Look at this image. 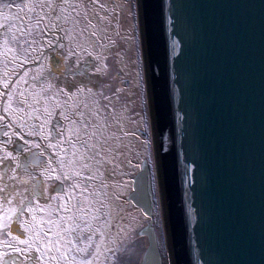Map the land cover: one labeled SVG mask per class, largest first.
I'll return each instance as SVG.
<instances>
[{
  "label": "water",
  "instance_id": "1",
  "mask_svg": "<svg viewBox=\"0 0 264 264\" xmlns=\"http://www.w3.org/2000/svg\"><path fill=\"white\" fill-rule=\"evenodd\" d=\"M137 4L169 260L264 264V0ZM129 200L153 218L148 165Z\"/></svg>",
  "mask_w": 264,
  "mask_h": 264
},
{
  "label": "rangeland",
  "instance_id": "2",
  "mask_svg": "<svg viewBox=\"0 0 264 264\" xmlns=\"http://www.w3.org/2000/svg\"><path fill=\"white\" fill-rule=\"evenodd\" d=\"M29 2L30 0H0V5H8L12 9L11 12L8 8L3 9L0 24H4L5 28L0 29V32L7 31L9 25L12 26L13 31L21 24L27 29L28 25L25 21L29 17L35 25V13L22 7ZM55 2L65 9L64 14L60 13L59 8L56 9V15L60 16V21L56 23L53 18L55 28L49 24L40 32H34V43L26 45L32 54L27 56L23 64H13L9 61L6 68L4 63L6 57L0 55V81L5 78L13 81L9 85V90L13 87L17 88V93L14 94L15 101L22 98L19 95V89H23L24 95L29 98L28 103L32 104L33 108L40 109V112L34 115L43 117L45 102L49 105L54 103L51 93L47 91V86L50 84L52 92H57L59 87H66V84L70 85L73 82L65 80L66 73L63 67L65 61L61 59L62 56L71 55L72 60L68 63H73L75 54L78 53L81 69L84 68L85 63L97 64V60H93L89 52L97 58L107 57L106 60H99V63L107 67V73L76 77L81 84L92 80L106 85L103 88L104 95H88L85 92L79 97L80 112L84 117V123L81 124L77 119L76 125L87 128L88 139L87 143L75 141L80 153L87 152L82 159L78 153L76 159L80 164L89 165L88 168L82 169V174L90 175L91 179L79 181L83 191L74 189L71 182L60 185L58 181H50L52 187H49L48 192L51 196L55 194L54 189L66 186L68 191L75 193L76 203H79L83 197L90 201L85 207H90L94 212L98 209L97 214L100 219L93 223L106 228L105 244L114 249L101 257V264H111L113 259L117 261V264H140L149 245L148 238L142 235V231L152 223L164 248L163 242L165 246L167 241V224L156 172L154 132L147 94L137 0H55ZM72 5H77V7H72ZM18 6H20L19 11ZM36 11H41V9L37 8ZM65 15L67 19L64 18ZM8 16L11 19L6 18ZM41 41H50V43L42 44ZM52 45L56 47L52 48ZM41 48L45 50L43 53L39 51ZM33 49L35 51H32ZM2 52L3 49L0 48V53ZM13 68L16 71H11ZM92 71L94 72L95 68ZM24 73H27V76L21 80L20 77ZM42 87L45 91L37 103L33 94L40 93ZM2 91L4 89L0 88V92ZM93 91H100L99 83L93 85ZM57 98L64 100L62 95H58ZM15 106L23 111L12 115L21 121L27 120L24 127L35 135L25 136L20 132L19 127L12 125L6 117L0 119V156L7 151L18 156L21 165L30 164L33 159H39L47 164L48 160L37 155L43 150L51 161H56L57 157L51 156L53 150L43 147L47 141L39 138L40 120L29 119L26 115L33 109L19 103ZM2 116L3 108L0 107V117ZM57 124L60 127H66V122L59 119V111H57V117L51 129V134L54 136L60 135L56 131ZM5 132L13 133L10 142L4 135ZM17 136L20 139H17ZM29 143L41 144L42 148L28 149ZM17 146H19V151H17ZM63 147L67 149L66 155L70 157L72 145L65 143ZM25 149L28 150L25 151ZM56 151L59 152V148ZM145 165L149 166L151 172L155 204L153 218L148 217L142 209L137 208L129 200L134 190V180ZM9 166L15 168L18 177H24L23 169L16 168L15 164L9 160L0 161V173H4ZM39 171L38 168L28 167V172L35 173L37 176ZM10 175L11 172L0 180V184L6 185L7 189L12 191V185L16 181L10 180ZM29 188L30 185H18V190L25 195L30 194ZM0 195L3 194L0 193ZM65 198L67 199V193H65ZM48 202L54 207L57 203L56 201ZM40 203H45V201H40ZM91 214L88 213V215ZM40 215L41 213L37 212V216ZM25 218L28 217L25 216ZM17 227L13 225V229ZM44 227L47 228L48 225L45 224ZM13 234L24 235L23 232L15 231ZM100 239V235L95 234V242H99ZM110 240L113 241L112 244H108ZM14 244L15 242L9 240L7 235H0V253H9L3 257L5 260L11 261L14 257L21 260L22 254L16 255L10 247ZM19 247L22 248L23 245ZM101 250L104 251L103 246ZM32 255L35 256V253ZM46 264H56V262L52 260Z\"/></svg>",
  "mask_w": 264,
  "mask_h": 264
},
{
  "label": "snow or ice",
  "instance_id": "3",
  "mask_svg": "<svg viewBox=\"0 0 264 264\" xmlns=\"http://www.w3.org/2000/svg\"><path fill=\"white\" fill-rule=\"evenodd\" d=\"M22 7L28 8L30 12L35 13V25H33L32 18L29 17L25 21L28 25L27 29L21 24L13 31L12 26L9 25L7 26V31L0 32V37H3L0 39V48L3 49L0 55L6 57L4 61L6 68L9 61L13 64H23L27 56L32 54L26 45L34 43V32H40L42 28L48 27L49 24L52 25V28H55L53 18L56 23L60 21V16L56 15L57 8H59L61 14L65 13L64 7L56 4L55 0H30L29 3ZM72 7H77V5H72ZM4 8H8L9 12L12 10L8 5H0V15H3ZM19 8L20 6L17 7L18 11ZM37 8L41 9V11H36ZM129 10L131 11V8ZM6 18L11 19L10 16ZM64 18L67 19V16L65 15ZM4 28L5 25L0 24V29ZM41 43L47 44L50 41H41ZM55 47L56 45H52V48ZM32 51H35V49ZM39 51L43 53L45 50L41 48ZM89 55L92 56L93 60H97V64L85 63L83 69L80 68L81 60L78 53L75 54L73 63H68V61L72 60L71 55L61 57L65 61L63 66L66 73L65 80L73 82L70 85L66 84V87H59L57 92H52L50 84L47 86V91L51 93L54 103L49 105L45 102L43 117L34 115V113H39L40 109L33 108V105L28 103L29 98L24 95L23 89H19V95L22 98L19 101H15L14 94L17 93V88L13 87L9 90V85L13 81L7 78L0 81V88L4 89V91L0 92V107L3 108V116L0 119L6 117L7 121H11L12 125L19 127L23 135L34 136L33 132L24 127L27 120L21 121L12 115L23 111L15 106L16 103L32 108L33 111L26 113L27 117L40 120L38 135L42 141H47L43 147L52 149L51 156L57 157L56 161H51L45 152L41 150L37 155L48 160L47 164L39 159H33L30 164L21 165L18 156H14L10 152L5 151L3 156H0V161H12L16 168H22L24 171L23 178L18 177L15 173V168L10 166L5 169L4 173H0V180H3L11 172L9 179L16 181L12 185V191H9L6 185L0 184V193L3 194L0 195V235H7L9 240L15 242L10 247H12L16 255L22 254L21 260H17L14 257L9 261L3 258L9 253H0V264H46V262L52 260H55L56 264H101V257L105 256L107 252L114 251L113 248L105 244L106 228L103 225L93 223L100 219L97 214L98 209L94 212L90 207H85L90 201L82 197L80 202L76 203L77 197L75 193L68 191L66 186L54 189V195L50 196L48 192L49 187H52L49 183L50 181H58L60 185H65V182H71L74 189L83 191L79 181L91 179L90 175L82 174V169L88 168L89 165L87 163L80 164L76 159L78 153L82 159L83 156L87 155V152L80 153L79 146L75 141L79 140L87 143L88 139L87 128H81L76 125L77 119L80 120L81 124L84 123V117L80 112L79 97L85 92L88 95H104L103 88L106 85L92 80L81 84L76 77L102 75L107 73L108 69L104 64L99 63L100 59L106 60V56L97 58L91 52H89ZM93 68H95L94 72L92 71ZM11 71H16V69L13 68ZM26 76L27 73H24L20 79L24 80ZM54 78L58 79V77ZM96 83H99L100 87L98 92L93 91V85ZM44 91L45 89L42 87L40 93L33 94L37 103L42 98ZM58 95H62L64 100L58 99ZM57 111H59V119L66 122V127H60L57 124L56 131L60 135L54 136L51 134V129L53 121L56 120ZM92 134L94 135V133ZM4 135L8 137L9 142L12 140L13 133L5 132ZM16 138L20 139L19 136ZM65 143L72 145L70 157L66 155L67 149L63 147ZM89 147L92 146L89 145ZM32 148L39 149L42 148V145L29 143L28 149ZM57 148H59V152L56 151ZM28 149H25V151ZM17 151H19V146H17ZM28 167L40 169L39 175L28 172ZM41 177L43 179H40ZM18 185H30L28 189L30 194L25 195L19 191ZM65 193H67V199L65 198ZM40 201H45V203H40ZM48 201H56V206L54 207ZM37 212L41 213L39 217ZM88 213L92 214L88 215ZM25 216L28 218L26 219ZM56 217H59V219H56ZM45 224L48 225L47 228L44 227ZM13 225L18 227L13 229ZM14 231L23 232L24 235H14ZM97 233L101 237L99 242H95V234ZM94 243L95 247H93ZM112 243L113 241H108V244ZM21 245H23L22 248L19 247ZM102 246L104 251L101 250ZM32 253H35V256ZM111 264H117V261L113 259Z\"/></svg>",
  "mask_w": 264,
  "mask_h": 264
},
{
  "label": "bare ground",
  "instance_id": "4",
  "mask_svg": "<svg viewBox=\"0 0 264 264\" xmlns=\"http://www.w3.org/2000/svg\"><path fill=\"white\" fill-rule=\"evenodd\" d=\"M163 247H164V248H162V250H164L166 263H167V264H171V260H169V259H170V252L167 250L166 242H165V246H164V242H163Z\"/></svg>",
  "mask_w": 264,
  "mask_h": 264
}]
</instances>
